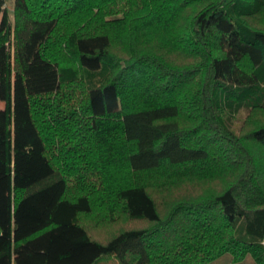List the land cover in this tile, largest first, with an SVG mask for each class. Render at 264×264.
<instances>
[{
	"label": "trees",
	"instance_id": "16d2710c",
	"mask_svg": "<svg viewBox=\"0 0 264 264\" xmlns=\"http://www.w3.org/2000/svg\"><path fill=\"white\" fill-rule=\"evenodd\" d=\"M12 15L0 0V264H264V123L229 124L264 114V0H13ZM142 173L229 177L161 211ZM98 190L143 225L89 233Z\"/></svg>",
	"mask_w": 264,
	"mask_h": 264
},
{
	"label": "rangeland",
	"instance_id": "374dc122",
	"mask_svg": "<svg viewBox=\"0 0 264 264\" xmlns=\"http://www.w3.org/2000/svg\"><path fill=\"white\" fill-rule=\"evenodd\" d=\"M5 5L9 11V17L12 20V6L13 0H5ZM121 6L116 5L113 11H117ZM259 21V19H254ZM70 24V23H69ZM72 26V25H71ZM62 29V28H61ZM64 29H68L64 27ZM113 45H117V42H113ZM114 47V46H113ZM167 58L172 62L177 64H184L188 62V59L184 55L177 53L175 51H167ZM101 78H97V82H100ZM76 83L79 86L78 91L76 92V101L84 99V92L86 87L89 86L90 81H88L86 76H81L76 79ZM3 106V103H0V107ZM251 115V116H250ZM248 114L247 109L241 108L239 111L233 112L230 116V127L236 133L244 132L250 129L255 125L257 121L264 123V114L259 115L258 112ZM128 176V173L125 174V177ZM150 173H142L138 177L139 181L145 182L148 191L155 198L158 207L161 211L165 209L166 203L174 198H190L192 196H197L204 192H211L218 190L224 184V181L228 179L229 175H223L219 178L213 179H196L189 178L187 180H176L172 178H167L164 176L163 183L154 184L151 179ZM132 178V179H135ZM155 178V176H154ZM119 179V177H118ZM72 188V187H71ZM99 190L91 194L92 197V209L89 213L82 214L79 217L81 223L87 228L89 233L97 234L98 237H106L111 235L118 229L123 227L131 226H141L143 225L140 222H129L126 219L125 212L122 210L120 203L116 201L113 196H103L99 195ZM116 261L113 259L108 261L105 264H115ZM104 264V263H103ZM210 264H255L253 257L250 254L244 256L241 260H233L230 254H223L218 259L212 261Z\"/></svg>",
	"mask_w": 264,
	"mask_h": 264
}]
</instances>
